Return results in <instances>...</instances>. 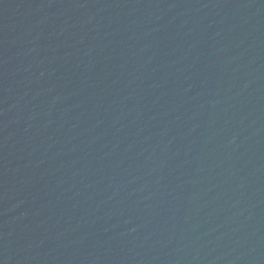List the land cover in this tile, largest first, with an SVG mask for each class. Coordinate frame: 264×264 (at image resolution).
I'll return each instance as SVG.
<instances>
[{
    "label": "water",
    "instance_id": "1",
    "mask_svg": "<svg viewBox=\"0 0 264 264\" xmlns=\"http://www.w3.org/2000/svg\"><path fill=\"white\" fill-rule=\"evenodd\" d=\"M0 264H264V0H0Z\"/></svg>",
    "mask_w": 264,
    "mask_h": 264
}]
</instances>
